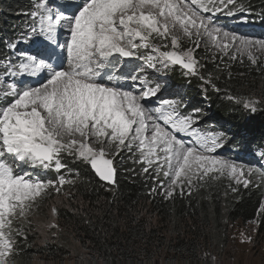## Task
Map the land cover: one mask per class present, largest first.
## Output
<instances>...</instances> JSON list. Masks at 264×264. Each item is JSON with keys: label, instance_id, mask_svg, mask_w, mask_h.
Here are the masks:
<instances>
[{"label": "rangeland", "instance_id": "1", "mask_svg": "<svg viewBox=\"0 0 264 264\" xmlns=\"http://www.w3.org/2000/svg\"><path fill=\"white\" fill-rule=\"evenodd\" d=\"M228 1L37 3L0 78V264H18V243L65 247L62 264H90L57 218L58 208L70 206L73 197L68 178L49 179L62 168L59 155L90 165L98 156L118 157L121 164L136 156L168 192L186 188L197 176L264 188V167L225 158L220 131L200 128L213 118L182 111L177 94L184 89L170 78L171 53L192 61L195 73L202 70V54L264 61V36L250 33L244 16L237 26L245 31L220 23ZM49 48L56 56L44 61L41 51ZM135 60L142 63L138 71ZM113 67L126 75L101 77ZM244 103L250 109L255 98ZM44 146L53 149L48 161L39 157ZM231 237L224 257L212 264H264V240L255 224L235 225ZM45 259L35 264H50Z\"/></svg>", "mask_w": 264, "mask_h": 264}, {"label": "trees", "instance_id": "2", "mask_svg": "<svg viewBox=\"0 0 264 264\" xmlns=\"http://www.w3.org/2000/svg\"><path fill=\"white\" fill-rule=\"evenodd\" d=\"M39 1L0 0V78L7 73L6 60L14 59L16 41L31 24V13ZM221 8L229 9L219 17L224 26L245 31L237 26L238 18L244 16L249 32L264 36V0H229ZM227 14L237 20L227 21ZM41 52L44 61L53 54L52 48ZM147 55H141L142 63ZM198 58L202 62L199 72L178 65L169 69L173 84L184 89L176 100L181 110L198 118L207 114L213 118L203 121L200 128L220 131L222 152L229 161L264 167V61L211 53ZM142 63L135 60L136 71ZM117 69L101 77L121 80L126 73ZM12 83L20 84L15 79ZM251 96L255 104L249 109L244 101ZM208 109L211 114L206 113ZM127 158L124 164L118 157L113 160L114 185L102 182L89 162L72 155H59L62 168L49 173V179L64 177L71 184L70 206L58 208L57 218L86 251L90 264H212L215 258L224 257L235 225L255 224L256 236L264 240L263 187L197 176L186 188L168 192L159 185L156 173L146 170L136 156ZM15 248L18 264H35L43 255L50 264H62L66 256V248L54 244L30 249L18 243Z\"/></svg>", "mask_w": 264, "mask_h": 264}, {"label": "water", "instance_id": "3", "mask_svg": "<svg viewBox=\"0 0 264 264\" xmlns=\"http://www.w3.org/2000/svg\"><path fill=\"white\" fill-rule=\"evenodd\" d=\"M168 59L175 65L184 68L186 71L194 72V64L192 61L186 60L178 53L169 54ZM53 156V149L48 146H44L39 151V157L48 161ZM91 167L99 179L105 184L114 185L117 176V170L112 159H108L104 156H98L91 161Z\"/></svg>", "mask_w": 264, "mask_h": 264}]
</instances>
